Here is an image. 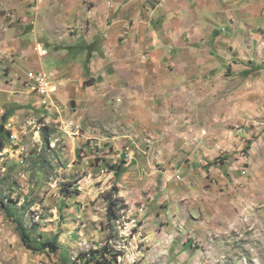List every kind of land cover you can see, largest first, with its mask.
Instances as JSON below:
<instances>
[{"label": "rangeland", "instance_id": "1", "mask_svg": "<svg viewBox=\"0 0 264 264\" xmlns=\"http://www.w3.org/2000/svg\"><path fill=\"white\" fill-rule=\"evenodd\" d=\"M240 10L228 20H245ZM53 24L47 39L38 31V62L53 32L78 33ZM247 32L218 43H246L247 57L230 55L156 107L91 75L87 44L74 45L83 79L65 81L45 60L48 94L28 89L34 64L22 75L1 62L0 264H264V44L252 49Z\"/></svg>", "mask_w": 264, "mask_h": 264}, {"label": "crops", "instance_id": "2", "mask_svg": "<svg viewBox=\"0 0 264 264\" xmlns=\"http://www.w3.org/2000/svg\"><path fill=\"white\" fill-rule=\"evenodd\" d=\"M230 2L0 0V68L2 62L10 67L11 73L24 75L27 69L23 61L34 64L36 70H46V60L50 71L65 81L83 79V54L75 53L74 45L87 44L92 56L91 75L103 71L104 82L129 94V103L148 97L155 106L164 101L165 95L170 100V95L196 90L202 80L207 83L213 71L221 69L222 62L228 63L230 55H249L250 45L246 43L237 47V52H224L219 49L220 41L236 43L232 39L240 34L248 37L247 29H251L252 49H261L264 39L258 30L264 27V15L257 13H264V0H233L232 9ZM238 8L246 19L232 23L228 17L238 18ZM54 22L61 27L75 26L78 33L57 36L53 32L48 37L52 44L49 54L38 62L35 51L38 31L42 30L40 36L47 39L52 32L49 30L56 28ZM87 23L90 28L86 31ZM232 29L241 30L232 32ZM57 44L67 48L56 51L53 48ZM215 48L223 56L215 54ZM104 52L111 53L108 59L99 56ZM107 64L111 67L109 73L104 69Z\"/></svg>", "mask_w": 264, "mask_h": 264}, {"label": "built area", "instance_id": "3", "mask_svg": "<svg viewBox=\"0 0 264 264\" xmlns=\"http://www.w3.org/2000/svg\"><path fill=\"white\" fill-rule=\"evenodd\" d=\"M37 52L41 57H46L48 51L37 45ZM25 82L30 91H35L40 94H48L55 89V80L44 70L29 71L25 75Z\"/></svg>", "mask_w": 264, "mask_h": 264}, {"label": "trees", "instance_id": "4", "mask_svg": "<svg viewBox=\"0 0 264 264\" xmlns=\"http://www.w3.org/2000/svg\"><path fill=\"white\" fill-rule=\"evenodd\" d=\"M1 127L2 126L0 125V129H1ZM114 216H116V213ZM18 232H19V235H20V238H21L23 244L27 247H30L29 236L26 232V229L23 226L19 225L18 226ZM56 241H57V237H54L53 240H51V241H47L46 242L47 248L56 249L58 247Z\"/></svg>", "mask_w": 264, "mask_h": 264}, {"label": "bare ground", "instance_id": "5", "mask_svg": "<svg viewBox=\"0 0 264 264\" xmlns=\"http://www.w3.org/2000/svg\"><path fill=\"white\" fill-rule=\"evenodd\" d=\"M42 47V46H41Z\"/></svg>", "mask_w": 264, "mask_h": 264}]
</instances>
